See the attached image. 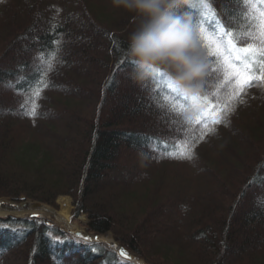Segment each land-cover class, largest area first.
<instances>
[{"label":"trees","instance_id":"trees-1","mask_svg":"<svg viewBox=\"0 0 264 264\" xmlns=\"http://www.w3.org/2000/svg\"><path fill=\"white\" fill-rule=\"evenodd\" d=\"M61 1L20 0L12 13L0 2V198L56 204L60 194H71L93 231H115L147 263L264 264V151L252 147L255 132L242 131H264V111L253 113L247 96L260 83L237 95L222 61L201 44L212 114L186 120L188 101L177 100L161 75L131 79L129 35L104 27L89 2ZM248 2L190 0L178 12L236 42L246 34ZM203 149L218 162H198ZM139 150L152 163L177 159L198 168L178 183L174 175L139 179L132 184L141 187L139 199L129 209L120 195L139 167L126 160ZM229 170L235 176L225 175ZM161 182L171 185L170 195L159 191ZM162 200L177 216L162 209ZM0 264L137 263L35 215L10 213L0 215Z\"/></svg>","mask_w":264,"mask_h":264},{"label":"clouds","instance_id":"clouds-1","mask_svg":"<svg viewBox=\"0 0 264 264\" xmlns=\"http://www.w3.org/2000/svg\"><path fill=\"white\" fill-rule=\"evenodd\" d=\"M114 7L134 13L139 23L128 37L130 77L142 82L163 72L176 93L188 101L183 113L195 119L205 104L208 64L192 16L178 9L190 0H111Z\"/></svg>","mask_w":264,"mask_h":264},{"label":"rangeland","instance_id":"rangeland-1","mask_svg":"<svg viewBox=\"0 0 264 264\" xmlns=\"http://www.w3.org/2000/svg\"><path fill=\"white\" fill-rule=\"evenodd\" d=\"M7 1V3L5 4L6 9L8 8V12H14V10L17 9L16 5L17 2L20 0H16V2H14L13 0H4V2ZM51 2V5H59L61 3L64 2H60V0H49ZM71 3H73V0H69ZM76 1V0H75ZM89 2V5L92 9V12L94 13L95 17L96 15L99 13L100 17H96L98 18V20L100 21V23L104 26L109 28V26L113 27L114 29H121V30H117L120 31V33L124 34V35H130V33L136 28L137 24L139 23V20L137 17H135L134 13L128 12L126 10H124L123 8H117L114 7L111 3V0H81V4L80 6H85L86 3ZM53 8V7H52ZM11 12V13H12ZM121 17H125L123 20L122 25H118L116 26L114 23V21H116L117 17L120 15ZM225 30L222 29V32H224ZM228 38H226L225 40H223L221 42L222 47L227 45L228 42ZM235 43V42H234ZM91 66H89L90 68ZM108 72L109 70H104V73ZM162 72V71H161ZM106 75V74H104ZM105 79V77H104ZM103 79V80H104ZM102 80V82H103ZM165 80L168 83V80L165 78ZM255 87V88H254ZM253 87V89L247 94L248 97H250L249 99H251L252 101V112L256 113L258 111H264V84L260 83L257 84ZM247 97V98H248ZM232 115L234 114V112H231ZM211 113V106L209 104H204L203 108L201 109V111L199 112V116L200 118H206L208 116H210ZM252 116L249 115L248 118H251ZM252 127V126H251ZM247 128L243 129V132H248L250 129L255 132V135H253L254 139H252L254 142L252 143V147L255 148V150L259 151H264V131L263 130H259L260 128L257 127L255 128ZM261 133V137L260 134ZM262 142L260 147L257 146V144L255 142ZM234 144V143H233ZM234 149H236V145L234 144ZM259 151V152H260ZM241 152V151H240ZM199 159L198 162H202L205 163V161L208 160V162L211 161V159H215L217 163V156L215 157L214 155L210 156L207 155L208 154V150H199ZM204 156L203 159H201L200 157ZM207 158V159H206ZM138 162V163H137ZM153 160L148 161V158L145 156V151L144 150H139V151H135L132 153H129V157L126 160V163L131 164V165H135L137 164V166L139 165V167L137 168V172L133 173L132 172V180H131V185L129 188H127L126 192L124 195H120L121 203H124L125 206H127L129 209H132V207H134V201L139 199L138 193L137 191L140 190L141 187H139L138 185H132L133 183H137L139 181V179L142 180H151L152 182L153 179L157 176H173V179L175 180V183H178V180L180 179V177H182L184 180L187 179L188 174L192 173L195 170L196 164L194 165V163H192L190 161L189 162H185L183 160H171V161H166V162H160L159 164L157 163H152ZM156 162V160H155ZM124 164V162H123ZM134 168V167H133ZM198 168V167H197ZM120 171H122V167L119 168ZM139 172V173H138ZM236 174V173H235ZM235 174L232 175V172L229 170L225 175L228 176H235ZM176 177V178H175ZM226 177V176H225ZM165 181V180H164ZM166 182V181H165ZM145 184V183H144ZM196 186V189H198L199 187H202L203 185L201 184L200 179H196V182L193 183V186ZM164 182H161V186L159 191L161 192H168V195H170L172 193V189H171V185H167ZM199 186V187H198ZM150 187H153V184H151L150 182ZM194 188V190H196ZM106 190V189H103ZM137 190V191H136ZM145 191V190H142ZM129 192V193H127ZM136 192V193H135ZM61 195H65V196H69L70 197V216L72 219V222L75 223L78 226L77 230H82L83 231V235L82 236H77L75 234H73L71 231H69L68 227L64 224L61 223L59 221V219L57 218V214L56 213H47V210H45L43 208V206H49L54 208L55 210H60L61 208V202L59 201V196ZM141 195V193L139 194ZM57 198H56V204H51V203H47V202H43L40 200H35V199H27L24 196H22V200H14L10 197H1L0 200L2 199H6L9 201H17V202H26V209L28 208V210L26 211L25 208L21 211L17 212L15 211L12 207H8L9 211L8 213L10 214H15V215H21V216H25V215H35L41 219H43L44 221L49 222L50 224H54V225H58L60 226L62 229L70 232L73 236L77 237L80 240H83L85 242H98L101 243L103 245H106L107 247H110L111 249L116 250V247L111 246L109 244H107L105 241L101 240V239H89V237H87L86 235H88L89 233H93V234H108L111 233L117 240L118 245H123L126 248H128L132 253H135L136 255H138L139 257H141L144 261L145 264H161V262H150L147 263L144 256L142 254H140L138 251L130 248L125 242H123L122 240H120L119 236L116 234L115 231L113 230H109L107 232H96L93 231L89 225L88 222L90 220L89 215L83 211V210H77L76 205L74 203V197L71 194H60ZM226 198V197H224ZM222 198V200L224 199ZM170 202H174L176 203L174 200H169ZM250 201V200H249ZM162 209L166 211V213L168 212V209H171V211H169L168 215L170 216H177V210L175 208V206L173 205V203L169 204L168 201H164L162 200ZM35 203H39L38 205H35ZM166 203V204H165ZM175 208V209H173ZM32 209L36 210V211H31ZM77 210V212H76ZM175 210V211H174ZM87 238V239H86ZM147 252V251H146ZM118 253V252H117ZM119 255V254H118ZM261 256L264 257V253L259 254ZM120 256V255H119ZM121 257V256H120ZM123 259L129 260V258H124ZM131 261V260H130ZM138 263V262H137Z\"/></svg>","mask_w":264,"mask_h":264},{"label":"snow or ice","instance_id":"snow-or-ice-1","mask_svg":"<svg viewBox=\"0 0 264 264\" xmlns=\"http://www.w3.org/2000/svg\"><path fill=\"white\" fill-rule=\"evenodd\" d=\"M0 2H3V0H0ZM260 2L264 3V0H260ZM245 7V36L235 43L232 39H229L227 45L223 47L221 45L223 36L217 37L214 29L210 33L202 25L194 22V27L199 28L198 38L200 43L204 45L205 50L212 57L222 61L225 78L235 80L237 95L243 93L247 87L254 86V83L264 84V9L257 7L256 0H250V2L246 3ZM225 35H231V33H225ZM157 73L162 78L167 79L163 72ZM167 87L172 91L177 100L182 99L187 102L185 98L176 93L169 81ZM28 114L34 116L36 113L33 110ZM226 114L227 112H225ZM221 122L220 119L214 121L215 124ZM208 130L211 131L212 129L209 128ZM187 158H191V149H188ZM119 254L124 258L128 256L123 249L120 250Z\"/></svg>","mask_w":264,"mask_h":264},{"label":"bare ground","instance_id":"bare-ground-1","mask_svg":"<svg viewBox=\"0 0 264 264\" xmlns=\"http://www.w3.org/2000/svg\"><path fill=\"white\" fill-rule=\"evenodd\" d=\"M59 201L61 202V208L60 210H55L52 207L49 206H43V208L45 210H47V213H56L57 214V218L59 219V221L61 223H64L69 229H73V230H77L78 226L72 222L71 216H70V197L69 196H65V195H61L59 196ZM8 201V200H7ZM15 211L19 212L21 211L20 209H14ZM25 210L27 211L28 208ZM9 211L8 207L5 205H1L0 202V214L5 213ZM31 211H36L34 209H32ZM87 237H89V239H101L103 241H105L107 244L114 246L116 248H118V243L116 238L111 234H91L89 233L88 235H86ZM127 258L129 259H133L136 262L140 263V264H145V261L139 257L138 255H136L135 253H129Z\"/></svg>","mask_w":264,"mask_h":264},{"label":"water","instance_id":"water-1","mask_svg":"<svg viewBox=\"0 0 264 264\" xmlns=\"http://www.w3.org/2000/svg\"><path fill=\"white\" fill-rule=\"evenodd\" d=\"M1 202V205H5L7 207H12L13 209H24L27 205L26 202H17V201H7L6 199H2L0 200ZM39 203H35V205H38ZM6 214H9L8 211L5 212V213H2L0 215H6ZM69 231H71L73 234L77 235V236H82L83 235V231L82 230H73V229H68ZM123 249L127 254L131 253V251L126 248L125 246L123 245H119L118 248H116L118 254L120 253V250ZM120 255V254H119ZM135 263H137L135 260L133 259H129ZM137 264H140V263H137Z\"/></svg>","mask_w":264,"mask_h":264}]
</instances>
